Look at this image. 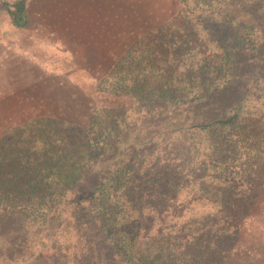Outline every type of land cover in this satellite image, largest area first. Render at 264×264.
Returning a JSON list of instances; mask_svg holds the SVG:
<instances>
[{
	"label": "trees",
	"instance_id": "16d2710c",
	"mask_svg": "<svg viewBox=\"0 0 264 264\" xmlns=\"http://www.w3.org/2000/svg\"><path fill=\"white\" fill-rule=\"evenodd\" d=\"M3 1L14 24L25 26L33 0ZM91 1L118 11L113 38L121 41L112 49L116 53L107 51L97 72L87 68V82L81 83L85 88L74 90L75 99L71 94L68 103L81 104L76 119V113L44 116L4 130L0 258L5 254V261L13 262L16 250L31 242L29 232L39 236L46 230H77L80 249L88 253L86 264H105L112 256L126 264H175L170 258L173 244L196 243L206 234L216 248L244 255L240 264H264V258L254 257L264 255L255 250L262 246L239 242L237 234L221 229V210L235 201L245 208V190H235L211 173L215 162L220 167L221 159L236 153L256 157L251 127L264 125V39L257 22H248L242 13L263 18L264 0H171L167 21L154 30L180 12L207 45L202 52L186 32L175 31L168 36L176 43L167 50L166 66L151 65L135 49L147 33L135 16L143 0ZM119 7L134 12L121 18ZM141 74H163L162 86H148V76ZM98 79L103 85L99 91L93 87ZM215 101L223 104L222 114L187 112L203 105L215 111ZM106 110L122 112L118 125L123 130L114 141V155L101 159L104 149L89 134L92 115ZM180 113L175 128L143 131ZM125 134L129 136L123 139ZM141 152L146 154L142 161L135 160ZM209 204L217 208L200 207ZM158 212L167 217L160 220ZM18 228L27 238L22 243L14 239ZM141 234L146 238L140 239ZM31 258L13 263L26 264Z\"/></svg>",
	"mask_w": 264,
	"mask_h": 264
},
{
	"label": "rangeland",
	"instance_id": "374dc122",
	"mask_svg": "<svg viewBox=\"0 0 264 264\" xmlns=\"http://www.w3.org/2000/svg\"><path fill=\"white\" fill-rule=\"evenodd\" d=\"M170 1L171 0H143L140 6H138L139 8L135 9V16L137 21L142 22L143 30L147 31L144 37L139 41V44L136 45L135 49H137L139 53L148 56V61H150L152 63L150 64L153 66H158L161 64L166 66L168 53L167 50H169L172 44L176 43L175 40L168 39V36L171 34L175 35V31L181 30L182 35H184V32H186L189 35L193 45L196 44L197 46H199L198 49L202 52H205L206 50V41L201 40V38L198 36V33L194 31L192 26L186 22L184 15L180 12H178L177 15L168 20L166 24L162 25L157 30H154L156 26L167 21L165 9L170 4ZM239 1L242 3L247 2L245 0ZM32 2H40V5L43 3L41 6H44L47 9L55 8L56 10H64V13H66L67 11L72 13V11L70 10L74 9L72 7L76 6V2L78 1L33 0ZM85 2L92 1L85 0L84 3ZM3 3L4 1L0 0V28L5 29L6 26L12 25L14 21L12 20L7 10L3 7ZM237 9L238 8L236 7V12H238ZM133 12V10L122 8L120 9L119 7V14L121 18L122 15L132 16ZM261 12L262 14H264V6ZM242 14L246 16V20L248 22H257L260 27L262 38L264 39V16L260 19H252L250 17H247L249 15L248 13ZM120 17L119 20H121ZM38 21L40 20L34 21L31 19L30 23H40ZM58 22L59 21H57L56 24ZM111 23V27L114 28L113 23L115 22ZM6 32H8V30L0 31V39H2L3 34ZM79 33H81V31H79ZM84 33L85 30L82 31V34ZM108 33L110 34V31ZM20 34L21 43L22 45H25L26 43L23 40L29 39V37L24 33ZM11 36L13 38V33L11 34ZM91 38L93 39L94 36ZM55 39V51L57 52L56 59H58L59 61V58H62V56H59V53L64 55L65 45L63 44V42L60 43V40L58 38ZM98 39L99 37H96L93 39L95 41L91 40V42L93 41L98 43ZM120 41L121 39H119L118 42ZM97 57L98 53L96 48L93 46H89L88 53L86 55L87 67L81 72H76L77 70H74L75 68L69 69L68 67H66L64 62L62 63L56 61L53 64L55 67L54 74L52 73V71H50L51 74H47L46 72H44L42 68L43 65L41 63L39 64L40 67L38 68L35 64H32V68L34 69L33 74H0V138L3 137L2 135L5 129L14 127L18 124H22L26 121H31V119L33 120L34 118L44 116L64 117L71 116L73 113H76V115L74 114L76 119L77 115L80 113L79 108L81 107V104L79 102L74 104L68 103V100L70 99L71 94L75 99L76 97L73 93L74 90L83 87L84 82H87V76H85L84 74L87 68V72L89 71V68L97 72L96 66L98 63L93 62V60ZM174 58H176V56ZM1 59L2 55L0 54V61ZM44 59L46 58L44 57ZM37 69H39V71H37ZM80 69L82 70L81 67ZM23 72L25 71L23 70ZM141 75L144 77L148 76V81L151 82V85L149 84L148 86H162L161 84L163 81V74H156V76L152 78H150L152 74ZM80 79H83V81L76 83L77 85L71 86V82H77V80ZM101 80L98 79L96 81V85L93 86L97 91H99L103 86L100 83ZM44 84H47L46 88L41 86ZM83 88H85V86ZM118 92L122 93V91L120 90H118ZM213 104L216 105L213 106V109L215 111H210L208 110L209 106L206 107L207 105H203L198 109L195 108L191 111L188 110L187 112H192L191 115H194L195 113H198L199 115L203 113L207 115L216 113L222 114L224 112L223 104L221 106V104H218V101H215ZM178 115L180 116L181 113L169 118L167 122L163 121L156 124H149L143 131L153 133L160 130L163 131L175 128L181 123ZM120 116H122V112L120 110H106L103 113H95L92 115V118L95 122H93V127L90 130V134H88L90 135V137L93 134V137H95V139L99 142L96 146L102 147V149H104L102 158L100 157L101 159H106L107 157L114 155V141L120 140L121 137L120 129H122V127L119 129L120 125H118V119ZM191 119H193V116ZM72 121L74 120L72 119ZM131 126L133 127V124H131ZM251 132L254 134L257 141L254 145L255 147L253 146V148L257 152L256 157H251L246 154L245 156H243L241 153H236V156L221 159L222 161L220 162V167L217 165L218 163L215 162L211 167V173L214 176H219L220 179L227 181V183L230 184V186L235 190H245L248 196V202L246 203L245 208H243L244 204L240 205L237 201H235L231 206H228L226 209L221 210L223 212L221 213V219L223 221L221 229H224L232 234H237V240L239 242L245 241L246 243L252 245L262 246L260 248H256L255 250L256 252H258V250L264 252V191L261 192V194L259 192V188L264 182L263 123L261 122V124L258 123L255 125L253 124L251 127ZM123 136V139H125L129 136V134H125ZM141 153L142 154L139 156V158L135 160L142 161L141 159L146 154L143 152ZM6 168L10 169V167ZM220 169L222 171H220ZM200 207L209 208L210 210H215L214 208H217L210 204L209 206L202 205ZM155 214L159 217L160 220H164L165 217H167V215L163 212H158ZM65 216H68L67 211L65 212ZM213 216L215 217V215ZM168 219L170 218H167V220ZM151 223L152 222L150 221V224ZM17 232L19 233L15 234L17 235V237L13 236L14 239L18 238L21 240L20 243H22L23 241L27 240V238H31V242L29 240L27 241V244L23 247L24 250H16V254H14L12 259L13 262H15L16 260H22V258H26L27 256H31L32 258L26 264H86V254L88 253L87 251L83 252V249H80V244L77 242V236H80L81 234L79 235L77 230L73 232L69 230V232L67 233H58L57 231L53 234L48 233V231L46 230L39 236H36L35 232H29V237L27 238L24 235L23 231H20L19 228ZM51 235L54 236L52 237V239L47 237H51ZM144 238H146V235L141 234L140 239ZM212 239V235L206 234L204 235V238H200V240L196 243L191 242V240L175 243L171 247L170 258L174 259L175 264H225L228 261L231 264H240L244 259L245 256L239 255L237 252L228 254L216 248V246L211 245ZM2 242L5 243L4 240H2ZM109 254L111 255V253ZM254 257H256L257 259H261L264 258V255L262 257ZM35 259H37L36 262L40 263H36L34 261ZM0 260V264H18L13 262H6L5 254H3V257H1ZM105 264L126 263H124L123 258L119 256L115 258L114 256H112V259L110 261H106Z\"/></svg>",
	"mask_w": 264,
	"mask_h": 264
},
{
	"label": "crops",
	"instance_id": "0c3cea01",
	"mask_svg": "<svg viewBox=\"0 0 264 264\" xmlns=\"http://www.w3.org/2000/svg\"><path fill=\"white\" fill-rule=\"evenodd\" d=\"M77 1V5L72 7L74 9L70 10L72 13L69 11L64 13V10H56L55 8L47 9L41 6L43 3L40 5V2H31L28 9L29 21L25 26L21 28L12 23L5 29L0 28V31L8 30L0 39V54L2 55L0 74H33L32 64L38 68L40 63L43 65L44 72L51 74L50 71H52L54 74L55 67L53 64L58 61L56 59L55 38H58L60 43L63 42L65 45L64 55L58 52L59 56H62L58 62H64L69 69L75 68L76 72H81L79 71L80 67L82 70L83 68L86 69V55L89 46L95 47L98 53V57L93 62L103 63L107 51L110 49L112 52L113 47L119 41L118 38L116 40L113 38V31L118 26V11H114L112 8L98 7L93 2L84 3L85 0ZM31 19L40 20L38 21L40 23L31 24ZM57 21L59 22L56 24ZM111 22H115L113 23L114 28L111 27ZM84 30L85 33L82 34ZM20 33L29 37L26 40L22 39L25 41V45L21 43ZM93 36L94 38L99 37L98 43L93 42L95 41L94 38H91ZM91 40L93 41L91 42ZM41 86L46 88L47 84Z\"/></svg>",
	"mask_w": 264,
	"mask_h": 264
}]
</instances>
